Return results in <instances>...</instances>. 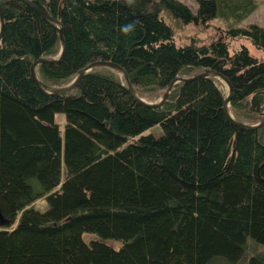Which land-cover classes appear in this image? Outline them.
Instances as JSON below:
<instances>
[{
  "label": "trees",
  "instance_id": "trees-1",
  "mask_svg": "<svg viewBox=\"0 0 264 264\" xmlns=\"http://www.w3.org/2000/svg\"><path fill=\"white\" fill-rule=\"evenodd\" d=\"M31 1L62 12L67 45L38 67L43 83L100 59L152 96L211 69L233 85L235 119H264V59L248 46L264 52V26L241 25L262 0H196L195 13L178 0ZM0 4V264H264V128L230 121L217 79L177 83L158 109L105 68L45 94L30 66L59 55L57 28L22 0ZM164 11L218 19L219 38L178 45Z\"/></svg>",
  "mask_w": 264,
  "mask_h": 264
},
{
  "label": "water",
  "instance_id": "water-1",
  "mask_svg": "<svg viewBox=\"0 0 264 264\" xmlns=\"http://www.w3.org/2000/svg\"><path fill=\"white\" fill-rule=\"evenodd\" d=\"M22 1H24L28 5H30L37 13H39V15L43 19H45L50 24L55 26L57 28V31L59 34V40H60V53H59V55L56 58H40V59L34 61L30 66V74H31L32 80L43 93L48 94V95L66 94V93L72 91L73 89H75L79 85V83L81 82V80L83 79V77L86 74H88L89 72H91L95 69L105 68V69H109V70L113 71L116 74L121 75V81L126 86L128 93L137 102H139L140 104L147 106L149 108L158 109V108H162L168 102L169 97L173 91V88L177 83L191 81V80H194L197 78H215V79H220V80L226 82V84L228 85L229 92H228V95H226L224 97L223 109H224L225 114L230 119V121L234 125L238 126L239 128L246 129V130H260V129L264 128V119L257 124H247V123H243V122H241V121H239L233 117V115L231 114V102H232L233 92H234L233 85L230 82V80L227 77H225L223 74L218 73V72L211 70V69L204 70L202 73L194 74L188 78H185V77L176 78L175 80H173L168 85V87H167L166 91L164 92L162 98L158 102H155V103L147 102L142 97H140L137 94L133 84L131 83V80H130L129 75L126 72V70L121 65H119L115 62H112V61L97 59V60L87 64L85 67H83L78 72L77 76L73 79L72 82H70L69 84L64 85V86H51V85H47V84L43 83L40 80L38 72H37L38 67L44 63L50 64V63L60 62L65 55L67 45H66V40H65V35H64V27L60 21V18L62 16V12L60 11L58 18H54V17L48 15L45 11H43L42 9L37 7L36 5H34L31 0H22ZM4 25H5L4 12H3V8L0 4V39L3 36ZM5 223H7V221L5 220V218L3 217V215L0 212V225H4Z\"/></svg>",
  "mask_w": 264,
  "mask_h": 264
},
{
  "label": "rangeland",
  "instance_id": "rangeland-1",
  "mask_svg": "<svg viewBox=\"0 0 264 264\" xmlns=\"http://www.w3.org/2000/svg\"><path fill=\"white\" fill-rule=\"evenodd\" d=\"M178 1L186 4L191 9V11L194 13L198 9V4L196 0H178ZM163 16L172 25L178 45L188 44L192 38H196L201 43H209L212 40L219 38V31L217 30V27L223 25L221 21H219L218 19L210 21L208 25H205V24H202L200 26H197L195 24L187 25V24H183L181 21H178L172 18L166 11L163 12ZM251 24H258V25L264 26V0L259 2L257 9L252 14H250L243 21L241 25L245 27ZM248 46L251 51V54H253L257 58L264 59V52L262 50H257L250 44H248ZM99 69H102V68H99ZM116 75L119 76V78L121 79L120 74H116ZM216 81H217L219 88L223 91L224 96L228 95L229 88L226 82L221 81L220 79H217ZM163 94L164 92H161V93H155L152 96L144 95L140 97H142L147 102L155 103V102H158L162 98ZM231 114L233 115L232 111H231ZM64 119H65L64 116L61 114H58L56 117V120L60 124V128L62 131L64 130V125H65ZM36 205L38 207L43 208L44 203L43 201H38L36 202ZM257 251H261L262 253H264V247L257 248Z\"/></svg>",
  "mask_w": 264,
  "mask_h": 264
},
{
  "label": "bare ground",
  "instance_id": "bare-ground-1",
  "mask_svg": "<svg viewBox=\"0 0 264 264\" xmlns=\"http://www.w3.org/2000/svg\"><path fill=\"white\" fill-rule=\"evenodd\" d=\"M222 81V80H221ZM224 83V82H223ZM226 90V89H225Z\"/></svg>",
  "mask_w": 264,
  "mask_h": 264
}]
</instances>
